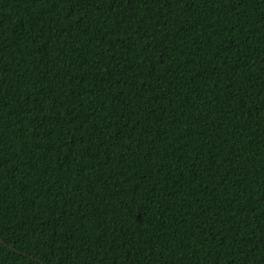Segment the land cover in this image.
<instances>
[{"label":"trees","instance_id":"trees-1","mask_svg":"<svg viewBox=\"0 0 264 264\" xmlns=\"http://www.w3.org/2000/svg\"><path fill=\"white\" fill-rule=\"evenodd\" d=\"M0 264H264V0H0Z\"/></svg>","mask_w":264,"mask_h":264},{"label":"water","instance_id":"water-1","mask_svg":"<svg viewBox=\"0 0 264 264\" xmlns=\"http://www.w3.org/2000/svg\"><path fill=\"white\" fill-rule=\"evenodd\" d=\"M0 242L2 243V244H4V245H6L4 242H2L1 240H0ZM7 246V245H6ZM8 247V246H7Z\"/></svg>","mask_w":264,"mask_h":264}]
</instances>
